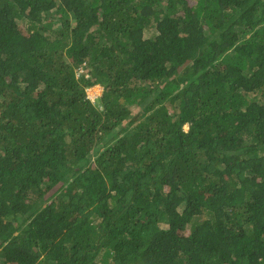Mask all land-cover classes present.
<instances>
[{"label":"trees","instance_id":"16d2710c","mask_svg":"<svg viewBox=\"0 0 264 264\" xmlns=\"http://www.w3.org/2000/svg\"><path fill=\"white\" fill-rule=\"evenodd\" d=\"M0 264H264V0H0Z\"/></svg>","mask_w":264,"mask_h":264},{"label":"rangeland","instance_id":"374dc122","mask_svg":"<svg viewBox=\"0 0 264 264\" xmlns=\"http://www.w3.org/2000/svg\"><path fill=\"white\" fill-rule=\"evenodd\" d=\"M153 36V32H152V30L150 31V32H147V34H146V37L147 38H150V37H152ZM83 71V69H81L79 72L81 73ZM98 95V91L97 90H93V89H91L90 91H89V97L91 98V99H95V97ZM135 113V112H134ZM135 114H137V113H135ZM186 234L188 235L189 234V231H187L186 232Z\"/></svg>","mask_w":264,"mask_h":264},{"label":"clouds","instance_id":"9594fccd","mask_svg":"<svg viewBox=\"0 0 264 264\" xmlns=\"http://www.w3.org/2000/svg\"><path fill=\"white\" fill-rule=\"evenodd\" d=\"M91 89H95V90H97L98 91V89H101V96L94 102V104L95 105H97V102H98V100L102 97V94H103V91H104V89L102 88V87H100V86H95V87H92V88H90V89H88V90H91ZM88 90H87V94H88ZM88 97V96H87ZM89 99V98H88ZM90 100V99H89ZM91 101V100H90ZM92 102V101H91ZM93 103V102H92Z\"/></svg>","mask_w":264,"mask_h":264},{"label":"built area","instance_id":"2783aa9c","mask_svg":"<svg viewBox=\"0 0 264 264\" xmlns=\"http://www.w3.org/2000/svg\"><path fill=\"white\" fill-rule=\"evenodd\" d=\"M89 91L90 90H88V98L94 103L101 96V89H98V95L95 97V99H91L89 97Z\"/></svg>","mask_w":264,"mask_h":264}]
</instances>
